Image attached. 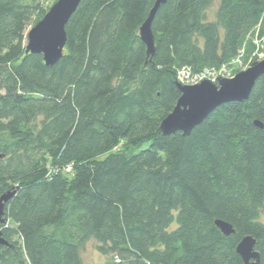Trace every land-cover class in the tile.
Returning a JSON list of instances; mask_svg holds the SVG:
<instances>
[{"label":"trees","instance_id":"obj_1","mask_svg":"<svg viewBox=\"0 0 264 264\" xmlns=\"http://www.w3.org/2000/svg\"><path fill=\"white\" fill-rule=\"evenodd\" d=\"M58 1L0 0V264H84L92 239L108 264H244L247 235L264 264V75L189 135L161 129L184 69L264 54V0H218L215 21L214 0H168L150 57L156 0H83L50 67L27 30Z\"/></svg>","mask_w":264,"mask_h":264},{"label":"water","instance_id":"obj_2","mask_svg":"<svg viewBox=\"0 0 264 264\" xmlns=\"http://www.w3.org/2000/svg\"><path fill=\"white\" fill-rule=\"evenodd\" d=\"M83 0H59L47 15L32 27L27 33L26 53L43 54L45 64L54 66L63 57L67 44L66 26L71 16L78 10ZM168 0H156L146 22L140 27V37L148 50V57L156 53L155 38L152 24L159 8ZM264 75V60L254 62L246 71L228 79H219L217 84L210 80L192 85L179 84L181 98L174 111L161 124L163 134L171 135L182 132L189 135L198 125L203 123L219 106L229 102L248 100L257 82ZM263 128L260 122L256 123ZM15 192L0 197V225L3 224L7 203ZM217 226L227 236L235 235L234 227L222 221H216ZM256 240L247 235L238 244L237 252L244 264H261V255L256 251Z\"/></svg>","mask_w":264,"mask_h":264},{"label":"rangeland","instance_id":"obj_3","mask_svg":"<svg viewBox=\"0 0 264 264\" xmlns=\"http://www.w3.org/2000/svg\"><path fill=\"white\" fill-rule=\"evenodd\" d=\"M218 5H219L218 0H214L212 7L206 13L208 21H215L216 20V14L215 13H216ZM33 26L34 25H31L27 31H29ZM260 59H257V60H260ZM261 60H263V59H261ZM234 65L233 66L235 68L236 67H239V68L238 69H232V70L228 71V74H224L223 77L221 76V78H224V79L232 78L233 76H235L239 72H241L240 71L241 69L244 68L242 71H246L249 69V68L247 69L246 67L240 68V66H238L237 63H235ZM236 70H239V71L235 72ZM181 83H183V82L181 81ZM187 83L188 84H185V85H192V86L195 85V84H192L191 81H189ZM214 83L217 84L218 82H214ZM97 247H98V242L94 239L87 242L83 246V248L81 249V257H82V262H84V264H108L107 256L102 254L100 251H98Z\"/></svg>","mask_w":264,"mask_h":264},{"label":"built area","instance_id":"obj_4","mask_svg":"<svg viewBox=\"0 0 264 264\" xmlns=\"http://www.w3.org/2000/svg\"><path fill=\"white\" fill-rule=\"evenodd\" d=\"M263 59L264 60V54L260 53L258 54V59ZM260 60H256L255 62H260ZM225 72V71H224ZM224 72H217V73H213L211 71H207L206 74H203V75H192V73L189 71V70H186L184 69V71H182L179 76H178V81H182L183 83H181L182 85L184 84H188L187 82L191 81L192 84H198V83H201L203 81H206V80H210L212 81L213 83L214 82H219V79H224V78H221V76L223 77L224 74H227V73H224ZM234 77V76H233Z\"/></svg>","mask_w":264,"mask_h":264}]
</instances>
